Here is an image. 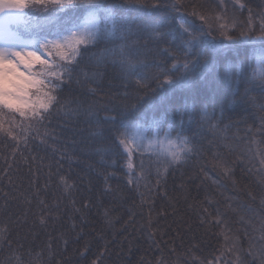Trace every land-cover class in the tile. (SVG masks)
Masks as SVG:
<instances>
[{"label":"trees","instance_id":"obj_1","mask_svg":"<svg viewBox=\"0 0 264 264\" xmlns=\"http://www.w3.org/2000/svg\"><path fill=\"white\" fill-rule=\"evenodd\" d=\"M84 2L105 7L124 4V0ZM174 2L161 0L168 7L160 10L126 5L118 14L133 22V33L136 24H155L166 18L162 30L177 37L173 18L182 17L197 35L218 42L223 41L221 24L239 39L241 31L259 35L264 23V0H180L178 11L170 7ZM51 8L49 5L47 11ZM194 10L205 19L193 16ZM25 11L35 18L47 15L40 5ZM32 17H25L23 23H37ZM62 22L63 18H58L50 28ZM50 28L45 27L41 35ZM11 30L24 39L36 33L15 24ZM127 39L139 40V45L148 49L155 47L147 33ZM168 39L171 43L160 47H170L176 58L148 56L145 62L149 68L143 71L150 75L157 65L168 69L177 63L179 70L173 75L191 78L187 87L164 91L149 80L148 87L137 91L110 57L97 67L106 52L125 42L117 35L82 53L79 64L73 66L72 82L65 83L59 94V110L54 109L39 126V134L35 128L29 130L28 121L17 113L5 111V129L11 126L17 138L0 133V227L7 228L6 239L0 242V264H16L17 255L31 264H91L98 257L99 264H237L238 256L244 264H252L257 249L264 246L260 231L264 222V90L247 84L238 71L230 74L229 85L226 70L230 62L238 61H244L247 72L256 67L253 46H243L239 55L231 49L214 52L206 46L186 54L179 38L172 40L170 35ZM185 60L191 69L187 72ZM42 74L43 79H51ZM68 102H72L71 108L79 105L80 111L64 107ZM133 106V115L142 122H163L161 135L165 131L172 137L180 133L194 145L184 163L169 168L159 190L157 156L136 151V170L140 171L141 161L145 169L137 188L135 183L128 184L127 155L115 146L119 114ZM202 109L210 114L211 123L218 124L215 132L201 123ZM108 116H116L117 123L106 120ZM109 148L110 153H97V149ZM217 159L229 166L231 177L215 167ZM61 176L72 186L70 193L59 183ZM38 199L49 209H42ZM73 200L80 213L74 212ZM84 202L89 207L84 208ZM106 210L111 225L104 220ZM206 215L213 222L201 224ZM149 218L152 229L147 227ZM217 218L220 225L214 223ZM85 247L87 254L82 257ZM249 251L254 255L249 256Z\"/></svg>","mask_w":264,"mask_h":264},{"label":"snow or ice","instance_id":"obj_2","mask_svg":"<svg viewBox=\"0 0 264 264\" xmlns=\"http://www.w3.org/2000/svg\"><path fill=\"white\" fill-rule=\"evenodd\" d=\"M32 5H40L46 11L49 5L52 8L51 11H47V15L44 17L35 18L32 17V13L25 11ZM126 5L130 8H150L152 10L168 7L162 4L161 0H151V3H148L147 0H124V4H109L107 7L95 3H85L84 0H0V133H5L13 140L17 138L13 135L11 126L9 129H5L4 115L6 111L8 113H18L19 117L28 121L29 130L35 128L37 134H39V126L52 115L54 109L59 110V106H61L59 94L63 91L65 83L70 84L72 82L71 73L73 66L79 64L82 53L95 46L100 40L117 35L124 39L125 42L121 43L117 48L106 52L97 61V67L110 57L111 63L119 65L124 78L129 82H133L137 91L148 87L149 80L155 81L157 87L164 91L187 87L192 83L191 78L185 79L184 77H175L173 75L174 71L179 70L177 63H173L171 68L168 69L157 65L156 71L150 75L143 71L149 68V64L145 62L148 56L156 55L176 58L170 47H160V45L171 43L168 39L170 35L172 40L179 38L182 41L181 47L186 49V54L197 47L206 46L214 52L231 49L239 55L243 46H253L252 55L256 58L257 66L252 67L251 71L247 72L244 61H238L235 64L230 62L226 70V80L230 85V74L238 71L245 78L247 84L256 85L261 90H264V23L260 26L259 35H253L251 31H241L239 39L235 38L231 31L227 30L225 24H221L220 34L223 37V41L228 42L227 44L223 43V41L218 42L215 38L208 39L204 35H197L195 29L187 26L182 17L179 19L173 18L178 25L179 37L172 32L162 30L166 18L159 20L155 24L144 22L136 24V33H133V22L127 16L118 14ZM180 6H182L180 0H176L170 5L171 9L177 11ZM240 7L243 8L244 5L241 4ZM191 14L198 16L202 21L205 19L203 15H199L195 10ZM25 17H32L38 21L31 26L26 25L25 31L31 33L36 30V33L28 39L22 38L11 30V25L23 22ZM61 17L63 22L57 23L54 28H50L53 21ZM45 27H49L50 30L41 35ZM139 33H147V38L153 42L155 47L148 49L146 46H140L139 40L130 41L127 39L130 35ZM257 44H259V48L255 47ZM32 46H38L40 49H54L56 55L63 62L61 64L53 63L48 65V71L43 75L51 77V79L37 78L31 71L25 76L18 71L21 64L27 68L33 61H38L42 65L48 64L46 58L41 59V56L37 55L35 51L29 50ZM183 68L185 72L191 70L187 60H185ZM98 74L94 73L93 75ZM85 78H89L87 74H85ZM71 103L68 102L64 107H69L71 112L80 111L79 105L76 108H71ZM133 113H135V106L130 111L125 110L119 114V127L115 128L114 135L115 146L118 149H122L123 153L127 155L128 184L132 185L135 183L137 188H139L140 180L145 176V169L143 161H141L139 165L140 171L137 172L136 170L134 163L136 150H150L152 154L156 155L157 190H159L161 180L166 177L169 168L184 163L185 159L195 150L192 139L180 133L172 137L170 131H165L161 135L162 121L153 119L144 123L140 117L134 116ZM105 119L113 124L117 123L116 116H108ZM211 119L207 110L202 109L200 112L201 123L208 124L209 128L215 132L218 124L211 123ZM20 127V134L23 135V123H21ZM111 151L110 148L97 149L98 154L101 152L107 154ZM261 163L264 164V159L261 160ZM215 167L225 177H231V169L223 160L217 159ZM105 181L107 182V177H105ZM59 183L63 185L66 192H71L72 186L68 185L65 177L61 176ZM4 195L7 196L8 193H4ZM36 197H39L38 192ZM28 202L31 203L30 200ZM38 203L42 209H49L44 200L38 199ZM72 203L74 212L80 213L81 208L75 207L74 200ZM83 207H89V203L84 202ZM204 213L207 214L208 209L205 208ZM81 219H84L83 215ZM104 220L109 225L113 223L107 210L104 212ZM40 222L43 224L46 221L42 217ZM212 222L207 215L201 218V224ZM214 223L220 225L221 220L217 218ZM152 224L153 221L149 218L147 227L152 229ZM75 228L76 225L73 224L72 229L75 230ZM260 231L264 233V222L261 223ZM6 232V227H0V242L6 239ZM154 235L155 232L153 231L149 238L151 239ZM261 241H264V235L261 236ZM65 244H67L66 240ZM232 250L236 251V249ZM86 254L87 247L80 255L83 257ZM29 255L31 256L32 253L29 252ZM248 255L253 256L254 254L249 251ZM256 259L259 260V264H264V246L257 249V254L252 264H255ZM15 261L16 264H31L30 261H25L23 255L15 256ZM57 264H59V261ZM91 264H99V257L92 260ZM237 264H244L239 256L237 257Z\"/></svg>","mask_w":264,"mask_h":264},{"label":"rangeland","instance_id":"obj_3","mask_svg":"<svg viewBox=\"0 0 264 264\" xmlns=\"http://www.w3.org/2000/svg\"><path fill=\"white\" fill-rule=\"evenodd\" d=\"M29 22L27 24V26H29ZM25 24L23 22L21 23H17L15 24V27H18L19 29H25ZM54 28V27H53ZM29 50L31 51H35L37 55L41 56V59H47L48 61V65L49 64H57V62H62L59 57L56 55V52L54 49L51 48H45V49H40L38 48V46H32L29 48ZM53 55L55 56V59H53ZM48 65H40V63L38 61H33L31 62V64L29 65V67H25L23 64L20 65L18 71L20 73H23L25 76H27L28 72L31 71L33 73V75H35L37 78L43 79L42 76H40V74L36 69L41 70L42 68H44V70H46L43 73H46L48 71ZM43 75V74H42ZM48 77V76H46ZM18 114V113H17ZM137 152H141V153H152L150 150H136Z\"/></svg>","mask_w":264,"mask_h":264}]
</instances>
